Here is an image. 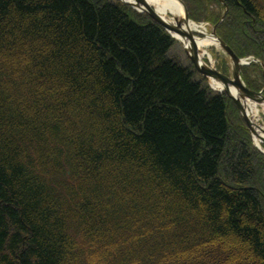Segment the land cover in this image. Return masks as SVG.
I'll list each match as a JSON object with an SVG mask.
<instances>
[{"label": "trees", "instance_id": "obj_1", "mask_svg": "<svg viewBox=\"0 0 264 264\" xmlns=\"http://www.w3.org/2000/svg\"><path fill=\"white\" fill-rule=\"evenodd\" d=\"M183 1L264 63L258 0ZM174 45L119 0H0V264H264V153Z\"/></svg>", "mask_w": 264, "mask_h": 264}, {"label": "water", "instance_id": "obj_2", "mask_svg": "<svg viewBox=\"0 0 264 264\" xmlns=\"http://www.w3.org/2000/svg\"><path fill=\"white\" fill-rule=\"evenodd\" d=\"M124 2L130 3L134 8H136L139 11H144L147 12L154 20L158 21L161 23L170 33L174 32L177 33L181 36L188 37L189 39L193 40V35L189 34L187 31L183 29L182 22L184 21L180 17L176 16L175 17V22L172 21H167L165 20L157 10L153 9L148 0H122ZM182 2V1H181ZM183 3V2H182ZM184 5L185 9V16L186 19L189 20V13L187 10V7ZM217 26L214 27L212 33L217 36V31H216ZM220 44L221 47L231 56L232 62H233V78H230L221 72L217 71L216 69H213L209 67L208 65L202 64L199 61V54L197 52V48L194 47L193 50L189 53L188 55L191 58L192 62L194 63L195 67L202 72V74L206 78L214 77L221 81L224 85L225 92L229 94L231 97H233L235 103L237 104L238 108L241 111V114L249 126L250 130L254 133L257 134V130L254 128L252 120L248 117L247 110L241 100L240 97L235 96L233 93H231V86H234L238 88L241 93L240 95L245 98H250L252 100H255L257 102H262L264 101V96L261 93H257L244 84V82L241 80L240 76V70H241V65L243 64L242 60L233 52V50L221 39Z\"/></svg>", "mask_w": 264, "mask_h": 264}, {"label": "bare ground", "instance_id": "obj_3", "mask_svg": "<svg viewBox=\"0 0 264 264\" xmlns=\"http://www.w3.org/2000/svg\"><path fill=\"white\" fill-rule=\"evenodd\" d=\"M149 3L159 9V11L163 12V16L166 19H172V15H179L181 17H185V10L183 4L179 0H148ZM186 19V18H185ZM183 27L190 34L194 35L193 40L188 37L181 36L178 34H174L175 37H178L182 41V45L188 52H191L194 47L197 48L199 53L201 63H205L206 59H210L212 63H214L213 56L210 52L211 47L219 48L218 39L211 35L205 23H196L193 20H185ZM214 65V64H213ZM210 83L217 89H223V85L213 78L210 79ZM233 94L236 93L235 90H231ZM245 102V101H244ZM249 117L253 120L254 123L259 127H263L260 124L261 115L264 113V103H258L251 99H246L245 102ZM264 137V134H263ZM256 143L262 147V141L255 137Z\"/></svg>", "mask_w": 264, "mask_h": 264}, {"label": "rangeland", "instance_id": "obj_4", "mask_svg": "<svg viewBox=\"0 0 264 264\" xmlns=\"http://www.w3.org/2000/svg\"><path fill=\"white\" fill-rule=\"evenodd\" d=\"M258 2L260 4H262V5H264V0H258ZM215 9L219 13H222L223 12V8H221L219 6H215ZM205 25H206V28H207L208 32L210 33L213 24L208 21V22H206ZM253 34L254 35H257L254 31H253ZM210 52H211V54L213 56L214 64L217 67L219 65H222V66H224V65L230 66V59H229V57L220 48L211 47L210 48ZM173 56L176 57V58H178L186 66L193 65V69L197 72V76L198 77L199 76L200 77H203V75L201 74V72L196 67H194V64L191 62L190 58L187 56V54H186V52L184 50V47L182 46V44L179 41H175V45L173 47ZM206 82H207V80H206ZM207 83L210 86L209 82H207ZM260 124L262 126H264V113H262V115H261ZM231 126H232V129L235 130L236 124L232 120H231ZM253 144H254V142H253ZM254 146L257 147V149H259L258 146H256L255 144H254ZM262 147H264V144H262Z\"/></svg>", "mask_w": 264, "mask_h": 264}]
</instances>
